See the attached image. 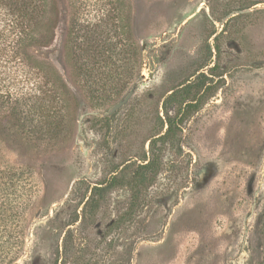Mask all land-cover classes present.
Instances as JSON below:
<instances>
[{
  "label": "rangeland",
  "instance_id": "374dc122",
  "mask_svg": "<svg viewBox=\"0 0 264 264\" xmlns=\"http://www.w3.org/2000/svg\"><path fill=\"white\" fill-rule=\"evenodd\" d=\"M57 1L31 53L78 106L45 93L50 114L28 112L0 81V264H264V0ZM103 43L91 75L84 47ZM90 89L117 96L93 108Z\"/></svg>",
  "mask_w": 264,
  "mask_h": 264
},
{
  "label": "trees",
  "instance_id": "16d2710c",
  "mask_svg": "<svg viewBox=\"0 0 264 264\" xmlns=\"http://www.w3.org/2000/svg\"><path fill=\"white\" fill-rule=\"evenodd\" d=\"M123 13V10H122ZM59 5L57 0H0V81L2 79H8L11 92H8V98L16 105L19 92L20 81L22 86L25 85L27 96H23L24 100L30 98L31 106L28 108V112L33 108L39 109L40 112L48 111L49 109L36 103L40 99V94L49 93L51 104L57 102H64L63 106L66 108L73 103L74 109L77 108L78 103L75 96L69 91L67 84L63 81L57 68L45 60L38 59L31 50L36 47L47 46L53 39V32L59 20ZM123 18H121L122 22ZM122 31L126 36V39L131 42L132 31L128 21L123 22ZM73 29L69 28L68 36L69 41L72 40ZM134 45V54L136 56V71L140 74V68L142 64L143 52L140 44L132 40ZM128 49L130 44L127 45ZM73 46L69 45L65 48V63L70 69H74L73 64ZM85 51H89L91 55V62L84 68V70L92 75V72L99 71L101 67V57L105 58L109 48L106 45H89L84 47ZM79 70L81 68H78ZM77 70V68H76ZM130 83V82H128ZM99 84L98 82H92L91 85ZM172 95V94H170ZM116 92L113 94L107 92H98L95 89L88 91L87 97L93 108H101L106 105L107 102H111L116 98ZM33 97V99H32ZM171 97V96H170ZM91 99V100H90ZM15 115L17 113L16 106ZM53 114V113H52ZM166 124L167 132L172 126V118L168 116L166 111ZM48 115V114H47ZM29 116H27L28 118ZM36 126V125H35ZM46 134L51 133L45 130ZM53 133V132H52ZM43 134L40 131V135ZM150 162L141 166L142 168L148 167ZM141 173V175H138ZM138 176L145 180L144 171L138 172ZM137 176V177H138ZM135 178V177H134ZM116 179V178H114ZM108 185L93 186L91 193L84 205L93 204L96 206L98 201L104 197V193L107 192ZM19 257V253L12 256L11 261H14ZM4 261V258H0V263ZM9 262V263H10Z\"/></svg>",
  "mask_w": 264,
  "mask_h": 264
},
{
  "label": "water",
  "instance_id": "95a60500",
  "mask_svg": "<svg viewBox=\"0 0 264 264\" xmlns=\"http://www.w3.org/2000/svg\"><path fill=\"white\" fill-rule=\"evenodd\" d=\"M131 93H132V91H129L127 96L123 100H121L117 104H115L112 111L116 110L119 106H121L128 99V97L131 95Z\"/></svg>",
  "mask_w": 264,
  "mask_h": 264
}]
</instances>
